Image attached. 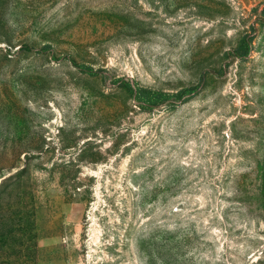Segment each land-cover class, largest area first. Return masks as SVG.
Instances as JSON below:
<instances>
[{"label": "rangeland", "instance_id": "374dc122", "mask_svg": "<svg viewBox=\"0 0 264 264\" xmlns=\"http://www.w3.org/2000/svg\"><path fill=\"white\" fill-rule=\"evenodd\" d=\"M0 264H264V0H0Z\"/></svg>", "mask_w": 264, "mask_h": 264}]
</instances>
